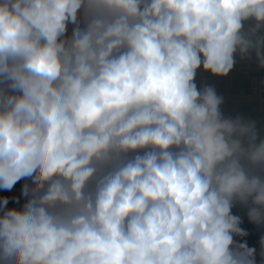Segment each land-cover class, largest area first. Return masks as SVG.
<instances>
[{"label": "clouds", "instance_id": "obj_1", "mask_svg": "<svg viewBox=\"0 0 264 264\" xmlns=\"http://www.w3.org/2000/svg\"><path fill=\"white\" fill-rule=\"evenodd\" d=\"M238 66L264 0H0V264H264V120L207 82Z\"/></svg>", "mask_w": 264, "mask_h": 264}, {"label": "crops", "instance_id": "obj_2", "mask_svg": "<svg viewBox=\"0 0 264 264\" xmlns=\"http://www.w3.org/2000/svg\"><path fill=\"white\" fill-rule=\"evenodd\" d=\"M264 75V73L256 72ZM208 83L213 84L219 93L225 96L223 110L226 114H242L251 116L258 121L264 120V111L261 110V101L255 99L251 88V78L241 73L239 66L237 71L227 80L208 79ZM244 97V99H241ZM239 214L243 218L242 227L247 229L250 235L245 238L249 246L258 245L261 230L247 220L246 210L237 206Z\"/></svg>", "mask_w": 264, "mask_h": 264}, {"label": "built area", "instance_id": "obj_3", "mask_svg": "<svg viewBox=\"0 0 264 264\" xmlns=\"http://www.w3.org/2000/svg\"><path fill=\"white\" fill-rule=\"evenodd\" d=\"M239 69L241 71V73L250 76L251 78V88L253 91V95L255 97V99L262 101L264 100V91L261 90L260 84H259V80L260 77L262 76V74L256 73L255 71H247L246 70V66H239ZM16 192H19V185H17V189ZM234 214H239L237 209H233ZM256 247L258 248L259 246L256 245Z\"/></svg>", "mask_w": 264, "mask_h": 264}]
</instances>
